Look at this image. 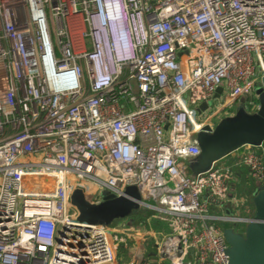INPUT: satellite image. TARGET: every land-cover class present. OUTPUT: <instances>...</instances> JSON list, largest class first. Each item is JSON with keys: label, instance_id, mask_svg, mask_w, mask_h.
Masks as SVG:
<instances>
[{"label": "built area", "instance_id": "2783aa9c", "mask_svg": "<svg viewBox=\"0 0 264 264\" xmlns=\"http://www.w3.org/2000/svg\"><path fill=\"white\" fill-rule=\"evenodd\" d=\"M262 78L264 0H0V264H117L132 228L77 223L75 186L90 203L136 187L169 223L159 256L229 264L213 223L250 218L208 210L240 203V172L264 188V143L189 164Z\"/></svg>", "mask_w": 264, "mask_h": 264}, {"label": "water", "instance_id": "95a60500", "mask_svg": "<svg viewBox=\"0 0 264 264\" xmlns=\"http://www.w3.org/2000/svg\"><path fill=\"white\" fill-rule=\"evenodd\" d=\"M260 85L264 88V78ZM257 102L255 120L241 119L236 123L222 120L211 134L200 133L197 136L200 152L189 164L191 177L206 172L214 163L242 146L258 147L264 143V92L257 97ZM202 109L204 110L205 106ZM68 202L77 212V223L104 227L124 220L143 206L141 195L134 186L127 187L118 197L108 195L102 197L99 203H90L85 198L84 189L75 186L69 193ZM252 206L253 216L246 221L243 233H236L232 228H225L222 231L223 239L228 246L229 264H264V188L257 189ZM59 238L57 234V241Z\"/></svg>", "mask_w": 264, "mask_h": 264}, {"label": "rangeland", "instance_id": "374dc122", "mask_svg": "<svg viewBox=\"0 0 264 264\" xmlns=\"http://www.w3.org/2000/svg\"><path fill=\"white\" fill-rule=\"evenodd\" d=\"M182 54H187V51H179L177 52V57H180ZM264 92V88L260 85V83H256L255 85H253V87L251 88V92L244 95L240 102L237 103L236 107L233 108L234 110L229 111L227 114L223 115V120H225L228 123H236L241 119H246L249 121H253L256 119V108L255 106H247L248 103H251L253 98L260 96L262 93ZM243 101V102H242ZM204 105L200 106L197 109V114H199L200 112L203 111L202 107ZM247 107V108H246ZM241 110V112H238V110ZM219 164H223V161H220ZM245 179H243L241 181V183L249 186L251 185V187L253 188L251 190L250 196H248V192H245V195L248 197L249 202L247 201V204H245V196L243 195L242 191H241V184L236 183V187L234 188V194L232 195L235 199H237L240 203L237 202L236 205H231L230 202H227L225 204L220 205L219 207H216V204H211L209 210H208V214H211L213 217H224L225 215L228 216L229 218L232 217H236V218H250L253 216V206H252V199L255 195V193L257 192V185L255 184V182L253 181V179L249 178L247 175L244 177ZM248 180V181H247ZM240 182V181H239ZM91 187L93 189H96L94 184H90ZM97 190V189H96ZM109 196L110 194L107 191H102L101 192V198L105 197V196ZM91 196V194H90ZM89 196V197H90ZM143 209V208H141ZM229 211V213L227 214L226 211ZM155 213H157L159 215L158 211H154ZM156 214V215H157ZM157 221V219L154 217V219L152 218L150 221H146L141 223L137 229H132V231L127 234L128 235H134V233H139L140 231H142L143 228H150V230L153 232L152 226L153 224ZM126 224H129L128 221L124 220V221H118L115 222L116 226H119L120 229L124 228L126 226ZM216 227L220 228V229H225V228H232L234 232L236 233H243L245 225L243 224H237V223H224V222H214L213 223ZM114 225V226H115ZM130 226V225H129ZM139 235H143L141 233H139ZM122 238L123 236L126 237V235H120ZM136 238L133 237V239ZM164 242V241H163ZM162 242V243H163ZM128 243H133L132 242V238L129 240H126L125 243H123L125 246H129L130 244ZM161 244V243H160ZM124 254V253H123Z\"/></svg>", "mask_w": 264, "mask_h": 264}, {"label": "crops", "instance_id": "0c3cea01", "mask_svg": "<svg viewBox=\"0 0 264 264\" xmlns=\"http://www.w3.org/2000/svg\"><path fill=\"white\" fill-rule=\"evenodd\" d=\"M182 63L185 69H187V61L182 58ZM225 93L222 88H219V92L216 93V99L220 97V95ZM223 97V96H222ZM220 97L219 100L220 102H223L224 97ZM245 172H241L240 176L236 179L235 183L233 184L232 191L234 194L235 191V185L236 183H240L243 179ZM232 194V195H233ZM251 218V217H250ZM115 225V224H114ZM114 229H120L119 226H114ZM127 225V224H126ZM139 230V228H138ZM139 233L143 235H139ZM139 233H134V235H126L123 236V238L118 234V236L123 240V243H125L126 240H129L132 238L133 243H128L130 244L129 246H125L124 244H119L117 245L116 248V261L117 264H127L131 261H144L148 264H170L168 260L164 259L163 257L159 256L157 254L156 250V239L154 233L150 230V228H143L142 231ZM133 239V237H135ZM124 253V254H123Z\"/></svg>", "mask_w": 264, "mask_h": 264}, {"label": "trees", "instance_id": "16d2710c", "mask_svg": "<svg viewBox=\"0 0 264 264\" xmlns=\"http://www.w3.org/2000/svg\"><path fill=\"white\" fill-rule=\"evenodd\" d=\"M240 174H241V172L238 173V177L240 176ZM244 176H245V174H244ZM243 179H245V178L243 177ZM241 181H240V184H241L240 189H241L243 195L245 196V204H247V201L249 202V199L245 195V192H248V196H250L251 190L253 188L251 187V185L247 186V185L241 183ZM156 214L157 213H155L153 210L143 208L137 212H133L130 216H128L124 220L129 222V225L132 229H137L141 223L146 222V221H150L152 218L154 219V217H155L157 219V221L153 224L152 229H153V233L155 235V239L157 241V243H156V250H157L160 243H162L163 241H165V239L167 237H169V235L171 234V230H170L169 223H168L167 219L163 218L161 215H158V214L156 215ZM124 220H122V221H124Z\"/></svg>", "mask_w": 264, "mask_h": 264}]
</instances>
